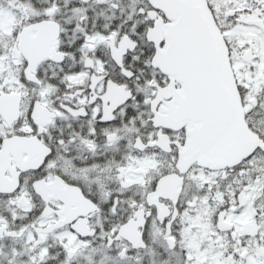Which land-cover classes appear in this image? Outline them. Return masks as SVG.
<instances>
[{
  "label": "snow or ice",
  "instance_id": "obj_1",
  "mask_svg": "<svg viewBox=\"0 0 264 264\" xmlns=\"http://www.w3.org/2000/svg\"><path fill=\"white\" fill-rule=\"evenodd\" d=\"M0 264H264V0H0Z\"/></svg>",
  "mask_w": 264,
  "mask_h": 264
}]
</instances>
